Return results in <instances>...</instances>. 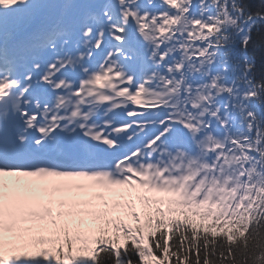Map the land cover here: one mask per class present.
Returning <instances> with one entry per match:
<instances>
[{"label":"snow or ice","instance_id":"6c2138e0","mask_svg":"<svg viewBox=\"0 0 264 264\" xmlns=\"http://www.w3.org/2000/svg\"><path fill=\"white\" fill-rule=\"evenodd\" d=\"M0 264H264V0H0Z\"/></svg>","mask_w":264,"mask_h":264}]
</instances>
